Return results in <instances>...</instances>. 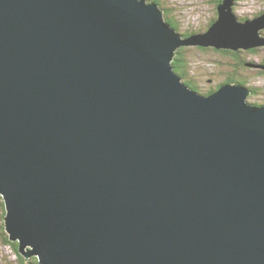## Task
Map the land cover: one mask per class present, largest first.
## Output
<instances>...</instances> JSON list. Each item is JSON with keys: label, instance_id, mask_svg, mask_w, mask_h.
I'll use <instances>...</instances> for the list:
<instances>
[{"label": "water", "instance_id": "1", "mask_svg": "<svg viewBox=\"0 0 264 264\" xmlns=\"http://www.w3.org/2000/svg\"><path fill=\"white\" fill-rule=\"evenodd\" d=\"M233 3L183 36L152 0H0V195L20 253L264 264V105L171 64L183 45H264V12L238 21Z\"/></svg>", "mask_w": 264, "mask_h": 264}, {"label": "rangeland", "instance_id": "2", "mask_svg": "<svg viewBox=\"0 0 264 264\" xmlns=\"http://www.w3.org/2000/svg\"><path fill=\"white\" fill-rule=\"evenodd\" d=\"M155 1L161 9H164L162 15L164 20L170 23L172 21L179 26L176 30L183 35V32L188 31L191 33L204 32L207 24L216 17V7L222 0L219 3L218 0ZM233 2L231 9L238 21H245L246 18L252 19L264 12V0H233ZM171 25L173 26L172 23ZM259 33L264 37V28H260ZM183 46L187 56V72L189 76L195 77L201 91L216 88L226 76L234 72L239 78H245L243 85L250 91L246 100L252 105L262 106L261 104H264V67H262L264 66V45L239 48L237 49L240 50L239 52L230 49H216L213 46ZM246 61L251 65H248ZM4 215L5 207L0 197V264H19L20 256L25 259L37 257L35 255L26 257L19 250L20 256H17L12 246L7 244L4 240V234H8L5 229Z\"/></svg>", "mask_w": 264, "mask_h": 264}, {"label": "trees", "instance_id": "3", "mask_svg": "<svg viewBox=\"0 0 264 264\" xmlns=\"http://www.w3.org/2000/svg\"><path fill=\"white\" fill-rule=\"evenodd\" d=\"M152 1H155V0H152ZM221 0H218V3L220 2ZM217 11V10H216ZM215 17V16H214ZM166 18V16H165ZM168 18V17H167ZM217 18V14H216V17L213 18L206 26V29L211 25V23ZM167 21V20H166ZM170 23V22H169ZM171 23L173 24L174 28L178 30V27L179 26H176L175 23H173L171 21ZM205 29V30H206ZM191 31H188V32H183V35H188L190 34ZM184 49L185 47L184 46H181L179 48H177L175 50V54L173 55V59L171 61V64L173 66V69L174 71L182 78V81L185 82L189 87H191L192 89L200 92V93H203V94H207L209 93L210 91L214 90V89H208L206 91H201L202 89H200V87L198 86V84L196 83V80H195V77L194 76H189V73L187 72V61H186V54L184 52ZM240 50H236V52H239ZM248 62V61H246ZM248 65H250V63L248 62ZM224 83H241V84H245V78H239L235 73L233 74H230L228 76H226L224 78V80L222 82H220L218 84L217 87H219L220 85L224 84ZM216 87V88H217ZM261 105H264V104H261ZM1 197V196H0ZM4 240L7 242V244H9L10 246H12L13 250H15L17 256H20L19 255V252H18V244L16 241H11L8 239V234H4ZM20 263L19 264H39L38 261H37V257H34L33 259L32 258H29V259H25V258H22L21 256L19 257V260H18Z\"/></svg>", "mask_w": 264, "mask_h": 264}, {"label": "flooded vegetation", "instance_id": "4", "mask_svg": "<svg viewBox=\"0 0 264 264\" xmlns=\"http://www.w3.org/2000/svg\"><path fill=\"white\" fill-rule=\"evenodd\" d=\"M232 51H233V50H232ZM260 72H262V71H260ZM233 73H234V72H232L231 74H233ZM240 78H241V77H240ZM212 89L215 90V89H217V88H212ZM214 90H212V91H210V92H213ZM253 90H254V89H253ZM210 92H209V93H210Z\"/></svg>", "mask_w": 264, "mask_h": 264}, {"label": "bare ground", "instance_id": "5", "mask_svg": "<svg viewBox=\"0 0 264 264\" xmlns=\"http://www.w3.org/2000/svg\"><path fill=\"white\" fill-rule=\"evenodd\" d=\"M221 49H222V48H221ZM236 50H237V49H236ZM254 64H255V63H254ZM250 65H251V63H250ZM197 92H198V91H197ZM199 93H200V92H199ZM207 94H208V93H207ZM254 106H258V105H255V104H254Z\"/></svg>", "mask_w": 264, "mask_h": 264}]
</instances>
